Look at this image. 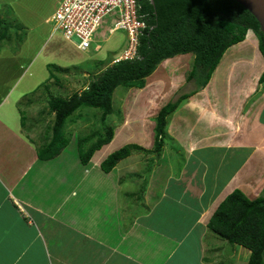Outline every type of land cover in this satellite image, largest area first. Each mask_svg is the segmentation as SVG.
I'll return each mask as SVG.
<instances>
[{"label":"crops","instance_id":"0c3cea01","mask_svg":"<svg viewBox=\"0 0 264 264\" xmlns=\"http://www.w3.org/2000/svg\"><path fill=\"white\" fill-rule=\"evenodd\" d=\"M49 18L43 20L48 25ZM189 54L163 61L138 89L155 94L161 87L169 98L183 91ZM263 72L264 56L250 30L226 51L208 85L171 114L168 131L177 128L168 135L184 158L179 169L175 163L168 173L162 168L161 183L153 178L160 166L141 160L151 152L155 131L145 138L139 130L124 136L123 129L86 165L75 137L58 156L43 160L29 131L24 132L19 109L15 113L9 102L15 87L0 95V264H249L251 251L221 239L208 223L234 190L251 199L262 195L248 192L256 172L264 174V142L258 151L232 145L233 124L224 119L240 116V104L255 93ZM42 85L15 98L17 107ZM256 100L253 106L262 105L257 123L244 124L264 134V89L259 105ZM240 132L250 137L247 130ZM125 144L142 148L130 156L137 157V168L128 162L103 171L101 163ZM148 164L152 173L145 183L131 179Z\"/></svg>","mask_w":264,"mask_h":264},{"label":"rangeland","instance_id":"374dc122","mask_svg":"<svg viewBox=\"0 0 264 264\" xmlns=\"http://www.w3.org/2000/svg\"><path fill=\"white\" fill-rule=\"evenodd\" d=\"M56 2L57 0H0V19H3L0 27L2 25L5 26V24L9 25L7 38H5V41H0V95L8 93L15 87L11 91V93H14L9 98V102L15 113H18L17 109H19L24 132L29 131L28 133H30L37 148L46 145L53 135L51 132H53L55 115L50 112V100L59 97L69 98L74 93H81L87 88L91 77L104 71L111 64L116 63L115 60L124 52L128 43L127 32L118 30L101 39L99 42L100 47L97 50L92 48L87 51L79 50L73 44L77 42L76 40L71 43L63 37L60 31L54 32L52 26L43 21L47 16H51L54 13L57 6ZM52 33L55 35L51 36ZM189 55L191 56L188 57L189 70L186 72L187 77L195 60L193 54ZM226 58L227 55L220 67L224 65ZM186 59L182 62H186ZM181 65H185V63H181L179 66ZM243 79H246L245 76ZM247 80L250 81L249 78ZM145 82L147 84V80ZM38 84L43 85L37 92L31 93L23 102L19 103L20 107L18 108L16 103H14L15 98L18 100L24 92L35 90ZM136 88L128 90L124 85L119 86L115 90L113 96L114 112L108 117L106 123L102 122L101 109L84 106L76 111L71 118H67L63 133L71 140L75 137L76 142L79 139L87 138L86 145L88 147L98 139L104 138L106 131L110 129H113L115 136L119 131L122 133L124 129V136L131 131L138 133L139 130V134L145 135V138L151 137V132L155 130V127H151V123L153 122L156 126V115H158L162 107L168 101L178 98L180 93L183 94L192 88H196V85L190 82L188 87L183 89V91L180 89L170 98L161 87L155 94H151L150 88V90H146V87V89ZM260 89L261 86L258 85L251 98L240 104L241 112H239V117L234 120L224 119V121L233 124L234 130L231 131L229 136L233 140L231 144L234 146L235 144L236 146L252 145V149L256 151L262 147L261 142L263 144L264 134L259 133L257 128V131H255L253 127H248L250 123L249 125L244 124L245 120L257 123V114L262 106L259 105L261 101ZM254 100H256L255 103H258V107L253 106L256 105L252 104ZM127 109L130 110L127 111ZM211 109L213 108L209 107L208 111ZM125 111L129 112V115L124 114ZM249 111L254 114L249 115ZM170 116L169 122L171 120ZM176 128L177 126L173 125L168 131L167 126V133L175 131ZM243 129L250 133V137L240 132ZM153 134L152 136H154ZM141 149L138 146V148H134V151L138 150L141 152ZM150 149L151 152L149 154L145 153L147 154V162L145 155L141 156L143 158L141 159L143 161L142 164L149 163L160 166L158 174L152 177H157V181L161 183L162 168L167 170L166 173L170 172L171 169H179L178 163H182L184 154L181 152L179 145L172 142L169 136L165 141L162 152L156 153L154 144L150 146ZM135 157L126 158L119 162L118 166L130 162L133 167L137 168L135 163L137 157L136 159ZM254 158L258 159L259 157L255 156ZM173 163L176 164L175 169ZM150 166L152 167L153 165H149L148 168L144 167L143 170L138 172L139 174L130 175L131 179L136 178L145 183L148 173L151 172ZM148 170L149 172H147ZM263 176L264 174L256 172L255 181L251 183V187L254 188L253 190H248L249 195L252 193L254 195L258 193L264 195ZM250 182L245 180V183ZM148 185H145L142 190L144 191ZM255 186L257 187L255 188ZM137 209H141V206L139 205Z\"/></svg>","mask_w":264,"mask_h":264},{"label":"trees","instance_id":"16d2710c","mask_svg":"<svg viewBox=\"0 0 264 264\" xmlns=\"http://www.w3.org/2000/svg\"><path fill=\"white\" fill-rule=\"evenodd\" d=\"M139 14L147 24L139 37L137 56L108 66L91 77L87 88L69 98H55L49 102L55 114L53 135L46 145L38 148L40 159L58 156L70 143L64 128L67 118L81 107L102 110V122L114 112L113 96L119 86L143 88L146 77L152 75L166 59L181 54L195 56L187 82L196 89L180 93L167 103L156 117L154 151H163L168 138L169 116L198 90L205 88L226 51L245 40L252 30L264 56V34L254 15L235 0H139ZM3 19H0L2 24ZM9 25L0 27V41L7 38ZM264 89V72L258 79ZM261 89V91H262ZM114 137L113 129L102 139L87 146V138L78 140L81 162L88 164L94 153ZM47 138V137H46ZM141 148V147H139ZM134 146L126 145L110 154L102 163L105 172L133 154ZM218 237L251 251L249 264H264V195L251 199L240 189L234 190L218 206L209 223Z\"/></svg>","mask_w":264,"mask_h":264},{"label":"built area","instance_id":"2783aa9c","mask_svg":"<svg viewBox=\"0 0 264 264\" xmlns=\"http://www.w3.org/2000/svg\"><path fill=\"white\" fill-rule=\"evenodd\" d=\"M139 0H59L47 20L53 31L81 51L97 50L101 39L118 30H125L128 43L115 62L137 56L139 37L147 24L139 14Z\"/></svg>","mask_w":264,"mask_h":264},{"label":"water","instance_id":"95a60500","mask_svg":"<svg viewBox=\"0 0 264 264\" xmlns=\"http://www.w3.org/2000/svg\"><path fill=\"white\" fill-rule=\"evenodd\" d=\"M250 11L258 20L264 34V0H235Z\"/></svg>","mask_w":264,"mask_h":264}]
</instances>
